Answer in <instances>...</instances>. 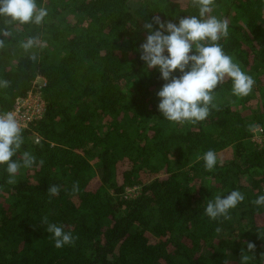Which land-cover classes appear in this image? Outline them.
Segmentation results:
<instances>
[{
  "label": "trees",
  "instance_id": "obj_1",
  "mask_svg": "<svg viewBox=\"0 0 264 264\" xmlns=\"http://www.w3.org/2000/svg\"><path fill=\"white\" fill-rule=\"evenodd\" d=\"M37 5L48 9L41 25L0 15V80L10 82L0 113L30 94L45 104L14 157L32 151L44 166L21 169L14 185L0 166V264H241V249L246 264H264V208L251 203L264 194V145L253 141L257 129L264 138V0H215L212 14L229 25L219 43L255 85L239 97L226 78L214 90L217 107L198 122L164 118L157 93L165 81L138 51L146 21L198 15L192 0ZM29 37L41 43L26 52ZM209 149L218 157L211 172L202 159ZM53 184L61 193L50 199ZM233 190L245 201L230 220L204 214L209 199ZM45 216L71 230L75 244L56 249Z\"/></svg>",
  "mask_w": 264,
  "mask_h": 264
},
{
  "label": "clouds",
  "instance_id": "obj_2",
  "mask_svg": "<svg viewBox=\"0 0 264 264\" xmlns=\"http://www.w3.org/2000/svg\"><path fill=\"white\" fill-rule=\"evenodd\" d=\"M215 0H192L198 9V15L185 16L178 23L162 20L154 16L146 21L144 29L148 33L144 43L140 45V59L147 69H158L160 79L165 81L157 93L159 98L158 110L164 118L171 122L204 121L213 108L214 90L222 85L226 78L232 81V93L235 96H248L255 85V80L247 74L233 57L228 55L219 43L221 38L229 35V25L226 20L213 15ZM0 15L11 17L21 24L41 25L48 16L46 7L38 6L37 0H0ZM4 36H11L5 30ZM0 40V47L4 46ZM38 37H29L21 43V47L29 52L40 45ZM167 53V55L165 54ZM194 53V54H190ZM37 60L35 53L30 57ZM179 70L180 75L175 73ZM10 82L0 80V89L8 88ZM23 127L13 111L0 113V166H6V182L14 185L21 169L42 168L43 159H38L32 151H23L21 159H14L24 145ZM35 143L39 144L37 139ZM202 159L207 171H213L218 164L217 153L213 149L206 151ZM73 192L79 191V182L72 185ZM61 187L53 184L48 188V195L57 197ZM245 201V194L233 190L226 196L217 195L206 203L204 214L211 220L220 217L230 220V211ZM251 203L257 208H264V194L259 195ZM46 225L49 239L56 249L73 246L77 237L65 225L50 222L48 217L42 218ZM221 229L217 228L219 232ZM248 252H255L256 245L247 242ZM241 264H246L249 256L241 249ZM264 257V254H262Z\"/></svg>",
  "mask_w": 264,
  "mask_h": 264
},
{
  "label": "built area",
  "instance_id": "obj_3",
  "mask_svg": "<svg viewBox=\"0 0 264 264\" xmlns=\"http://www.w3.org/2000/svg\"><path fill=\"white\" fill-rule=\"evenodd\" d=\"M46 85V82L43 86ZM45 109V104L41 99V93L30 94L26 98H20L16 102L13 112L17 114V119L23 127L27 129L29 124L42 117V112ZM262 134V130H255Z\"/></svg>",
  "mask_w": 264,
  "mask_h": 264
},
{
  "label": "rangeland",
  "instance_id": "obj_4",
  "mask_svg": "<svg viewBox=\"0 0 264 264\" xmlns=\"http://www.w3.org/2000/svg\"><path fill=\"white\" fill-rule=\"evenodd\" d=\"M178 3H180L182 6L186 5V0H176ZM45 83V80L40 78L37 81V87L39 88L40 86H43ZM253 141L257 142L260 145H264V138H263V133L260 134L258 131H254L253 132ZM131 193V195H133L135 193V189H133L132 191H129ZM153 242H155V240H153Z\"/></svg>",
  "mask_w": 264,
  "mask_h": 264
}]
</instances>
